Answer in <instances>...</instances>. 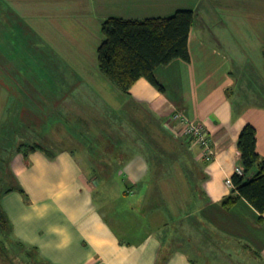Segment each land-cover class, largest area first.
<instances>
[{"label":"crops","instance_id":"1","mask_svg":"<svg viewBox=\"0 0 264 264\" xmlns=\"http://www.w3.org/2000/svg\"><path fill=\"white\" fill-rule=\"evenodd\" d=\"M72 1L69 7L67 0H48L47 13L62 16L68 7L89 8L81 0ZM90 9L105 18L102 24L110 18L147 20L193 11L190 61L177 59L155 70L164 91L143 78L125 95L106 78L79 73L65 59L73 56L45 41L42 52L58 72L22 75L19 69L24 66L14 59V42L0 39L1 112L2 119H11L8 136L0 143L15 152L14 186L24 190L2 198L12 228L6 247L14 253L0 254V264H264V215L245 199L230 210L221 205L233 190L228 182L241 167L238 140L247 125L256 129L257 152L264 157V105L233 98L238 87L235 71L247 70L244 56L249 58L253 48L264 55V0H94ZM0 13L9 10L1 7ZM0 30L3 35L4 27ZM30 47L34 52L38 45L31 42ZM76 62L80 64L79 58ZM56 115L58 123L46 122ZM176 115L182 122L174 120ZM81 122L91 131L90 139L85 138ZM186 122L204 126L212 143L211 160L184 134ZM140 126L148 130L150 143L179 155L173 181L166 172L165 180L152 177L162 169L157 170L154 156L150 159L136 147ZM36 144L43 150L26 156L24 149ZM168 180L172 185H164ZM175 180L192 192L193 209L184 217L185 231L193 234L197 229L203 240L193 255L180 249L185 241L194 242L179 227L169 235L163 231L164 239L174 240L178 249L164 250L157 232L141 233L138 241H132L136 228L113 210L117 197L111 199V185H125L127 198L139 189L146 191L147 199L139 197L134 204L151 215L155 210L150 208L160 211L154 199L160 185L166 186V202L169 192L180 190ZM195 181L200 183L198 190ZM144 183L149 186L142 188ZM100 192L103 196L98 198Z\"/></svg>","mask_w":264,"mask_h":264},{"label":"rangeland","instance_id":"2","mask_svg":"<svg viewBox=\"0 0 264 264\" xmlns=\"http://www.w3.org/2000/svg\"><path fill=\"white\" fill-rule=\"evenodd\" d=\"M47 1L48 0H0V8H8L9 10V14L0 13V27H4L5 29V33L3 35L1 34L0 30V39H6L9 42H14L13 46L15 44V48L17 51L14 59L19 60L20 65L24 66L22 69H19L20 71H22L21 74L27 76L28 74L26 73H28L29 71H33L37 72L38 76H40L39 74L43 73L46 74L58 72V68H54L50 60H48L46 53L42 52L44 50L42 42L45 41V43L50 44L56 51L61 50L63 53L65 52L67 56H73V58L70 57L65 59H67V62L71 67L76 66V69L79 73L82 72L83 74H89L90 76L97 78L101 76L105 79V77H103L100 73L97 59V47L103 40L101 25L105 18L99 14L94 13L93 10L90 9V7H92L94 4V0H81V2L83 1V4H86V7L89 8L82 10L77 9V11L75 8H69L70 4L73 3V1L67 0V5L69 7L66 10V14L62 16L49 15L47 13V11H49ZM76 1L80 2V0ZM11 7L15 11L14 17L10 15V13L12 12ZM31 42H35L36 45H38V47L36 48L37 50L34 52H31L29 50L31 49ZM241 49L243 50V48ZM3 50V47L0 45V51ZM256 50L257 51H254L253 48V53L250 54L249 58H247V56H244L245 59H248V61L244 62L243 64V67H246L247 70L245 72L240 70L235 71V77L238 81V87L233 98L235 99L241 97L246 99V101L248 102L264 105V55L262 53V50H258V48H256ZM77 58H79L80 64L76 62ZM60 70L62 71L63 69ZM87 85L88 81H86V83L83 85V88ZM1 105L2 103L0 104V139L5 140L4 138L8 136L7 132H9L10 130V128L7 127V124L11 122V119L9 117H5L4 119H2V115L4 114V112L1 111H4V108H1ZM86 107L88 108L87 105ZM46 115L47 114H45V116ZM49 119L50 121L47 120L46 122L50 124H55L60 121L58 115H56L53 120L52 117ZM86 120H89V118H86ZM86 120H82V122H84L85 124ZM82 122L80 124L81 130L82 132H85V138L90 139L91 137L88 136V132L90 134L91 131H89L84 126V124H82ZM40 132L41 129L37 127L36 133ZM138 137L140 139V145H137L136 147L138 149L141 148L142 154L149 156L150 159L154 156L157 159L159 165V168H157V170L162 169L157 173L161 176H158L157 174L156 176H154L152 174V177L158 178V181L165 180L166 177L165 175H162V173L166 172V175L173 181V172H177L178 168H180L175 167L177 163H180V160L177 159V156L179 157V155L177 153L174 154L168 148H160L158 143H156L157 145L152 144V142L150 143L148 130H145L141 126ZM163 140L167 141L165 135ZM145 144H147V150L145 149ZM79 153L80 152H78V154ZM14 154L15 152L11 151L10 145H4V143H0V192L10 187L11 185H16L14 173L17 171L18 163L17 160L14 159ZM171 154L175 155L174 159H171ZM10 155L11 157H8ZM181 162H183V160H181ZM114 177H116V175ZM147 180H150V178L148 177ZM123 181V178L120 179V181L117 180V182ZM174 182L177 183V187L180 190L177 192H169L170 198H168V202H166L164 199L163 192L166 186L164 188L163 186L165 184L169 186L172 185V182L170 180L164 183L162 187L160 185V191L158 190L154 194V199H157L159 205V208L157 207V209L161 211L160 212L156 210L154 207L150 208L151 211L153 209L155 210V212L153 213L154 215H150L149 210L145 211L144 213V209L141 206L134 204L135 199L139 197H143L142 200L147 199L146 191H142L141 189H139L135 192V195H133L134 197L129 196L127 198L124 195V191L126 190L125 185H111L113 186L114 190L110 194V196H112L111 199H113V197H117L112 201L113 210H117V212L123 218H125L128 223H130L132 229L136 228L135 234L134 236H132V241H138L141 233L148 234L150 232H157L158 237L161 239L160 242L164 244V250L167 247L178 249L179 245L174 242V240L173 242H170L169 240L167 241L166 239H164L163 231H166V233H168L169 235L174 227H179L180 231H183L182 233L186 237H188L191 242H194L193 244H190L189 240L187 242L185 241V243L180 244L182 247L180 249L185 250L186 252H189L191 255H193V250H195L197 246H202L203 240L201 238V233L197 229L193 234L187 233V231H185V223L182 225L184 217L187 215V213L190 212V210L193 209V206L189 204L190 202H192V192L190 189L186 191V189L189 188L187 187V184L184 185L182 182H179L177 180H175ZM194 184L195 189L198 190V184L200 185V183L198 181H195ZM141 185L142 188H146L147 186H149L146 183H144V185ZM118 187H120L121 189ZM102 196L103 192H100L98 198H101ZM195 199H198L196 190H194V200ZM159 201L162 202L161 205ZM169 203H173V207H170V205H168ZM182 203L184 204L181 205ZM139 217L140 223L137 224V222L139 221ZM143 219H145L144 222ZM196 220L197 216H195V221ZM5 249H7V247ZM12 250L13 248L8 247L6 252L2 255L8 254L9 256H11L14 253Z\"/></svg>","mask_w":264,"mask_h":264},{"label":"trees","instance_id":"3","mask_svg":"<svg viewBox=\"0 0 264 264\" xmlns=\"http://www.w3.org/2000/svg\"><path fill=\"white\" fill-rule=\"evenodd\" d=\"M194 19L193 11H179L166 18L106 20L102 24L103 41L97 52L101 74L125 95L143 78L160 91H164L154 72L177 59L190 61L188 42ZM26 146L24 144L21 147ZM38 150H43L41 145H30L29 150L24 149V154L27 156L28 152ZM238 150L241 153L243 174L236 173L233 176V190L221 205L230 210L241 199H245L264 215V157L257 152V132L253 126L247 125L242 130ZM13 191L24 193L19 186H10L0 192L1 255L7 250L6 241H9L12 232L2 207V198ZM184 223L183 221L182 225Z\"/></svg>","mask_w":264,"mask_h":264},{"label":"built area","instance_id":"4","mask_svg":"<svg viewBox=\"0 0 264 264\" xmlns=\"http://www.w3.org/2000/svg\"><path fill=\"white\" fill-rule=\"evenodd\" d=\"M174 120L182 122V119L179 115L174 116ZM184 128V134L190 136L195 145L203 148V150L205 151V158L211 160L213 156V150L211 147L212 143L204 126L194 122H186L184 123ZM236 173L242 175V167L237 168ZM228 183L230 186H233L232 180H230Z\"/></svg>","mask_w":264,"mask_h":264}]
</instances>
